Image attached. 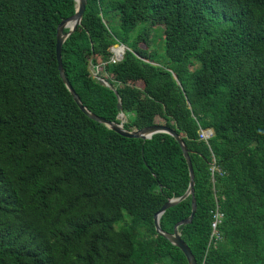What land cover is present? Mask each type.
Masks as SVG:
<instances>
[{
	"label": "trees",
	"instance_id": "1",
	"mask_svg": "<svg viewBox=\"0 0 264 264\" xmlns=\"http://www.w3.org/2000/svg\"><path fill=\"white\" fill-rule=\"evenodd\" d=\"M75 10V0H0V264H189L154 222L189 187L181 144L167 132L124 136L78 105L56 48ZM156 24L172 65L150 49ZM91 59L118 93L91 75ZM62 61L92 112L119 122L121 98L126 128L182 134L198 207L180 228L199 264H264V0H88ZM191 212L192 195L162 228Z\"/></svg>",
	"mask_w": 264,
	"mask_h": 264
},
{
	"label": "water",
	"instance_id": "2",
	"mask_svg": "<svg viewBox=\"0 0 264 264\" xmlns=\"http://www.w3.org/2000/svg\"><path fill=\"white\" fill-rule=\"evenodd\" d=\"M76 1V10L73 15L70 17H67L61 21V23L58 26V31H57V58H58V63H59V70L61 77L63 78L65 84L71 91L74 99L78 103V105L83 109V111L88 114L91 118L102 122L106 124L109 128L119 132L120 134L128 137H140L143 139H148L151 138L154 134L158 132H167L171 135H173L181 144V147L183 149L184 155L187 159L189 170H190V184L186 192L180 196H174L170 197L166 203L163 204V206L155 213L154 215V222L156 225L157 231L168 238L173 244L176 246L180 247L183 252L185 253L189 264H199L197 261L194 253L192 252V249L190 248L189 244L185 241V239L182 237V229L180 228L183 224L189 223L193 220L194 215L197 211V198L195 194V171H194V166H193V161L190 155V150L186 144V141L182 134L178 133L176 129L170 127L169 125L162 124V123H154L142 128H132L128 129L124 126V123L127 121V115L123 111V106H122V100L119 98L118 102V107L120 109V112L118 114V118L120 121H114V120H109L103 116L97 115L96 113L92 112L88 107H86L80 97V95L76 92L74 87L72 86L71 82L69 81V78L65 72L64 66H63V61H62V46L67 37L78 27V25L82 24V20L84 17V12L86 9V5L88 0H75ZM65 28H69L68 32H65ZM122 47L123 52H125L126 45L125 44H116L114 46V54L116 56L120 55L117 52V48ZM120 57V56H118ZM88 69L91 73L92 76L96 77L101 83L110 86L112 89L118 93L115 85L111 83L109 80H107L105 77H102L98 74V70L94 67L92 63V59L88 63ZM192 195V212L191 214L178 221L175 226L173 232L166 231L162 228L161 226V216L162 214L170 207L178 204L179 202L183 201L186 199L188 196Z\"/></svg>",
	"mask_w": 264,
	"mask_h": 264
},
{
	"label": "rangeland",
	"instance_id": "3",
	"mask_svg": "<svg viewBox=\"0 0 264 264\" xmlns=\"http://www.w3.org/2000/svg\"><path fill=\"white\" fill-rule=\"evenodd\" d=\"M110 19L112 26L116 29L118 28V18L112 12L110 14ZM149 23L141 22L137 25L132 33L133 37H136L138 32L142 30L143 27H146ZM151 30V42H150V49L157 52V58L161 64L164 65H172L173 62L168 57L166 52V39H165V26L163 24H156L155 26L150 27ZM142 83L136 84V88H141Z\"/></svg>",
	"mask_w": 264,
	"mask_h": 264
},
{
	"label": "built area",
	"instance_id": "4",
	"mask_svg": "<svg viewBox=\"0 0 264 264\" xmlns=\"http://www.w3.org/2000/svg\"><path fill=\"white\" fill-rule=\"evenodd\" d=\"M123 54H124V52H123ZM123 54L118 55L120 57H118L114 54L112 57V60L113 61L120 60L122 58ZM213 134H214V132L212 129H201L200 130V137H201V139H204L205 141H209L210 137H212ZM211 169H212V174H213L212 181L214 182L215 181V171H217V170L221 171V167H219V165H217L215 157H214V162L212 164ZM221 216H222V213L218 209H216V212L214 214V221L212 222L213 230H212V234H211V239H213V240H214V238H220L221 237V234L218 231V222H219Z\"/></svg>",
	"mask_w": 264,
	"mask_h": 264
},
{
	"label": "bare ground",
	"instance_id": "5",
	"mask_svg": "<svg viewBox=\"0 0 264 264\" xmlns=\"http://www.w3.org/2000/svg\"><path fill=\"white\" fill-rule=\"evenodd\" d=\"M117 52H118L119 54H123V48H122V47H118V48H117Z\"/></svg>",
	"mask_w": 264,
	"mask_h": 264
},
{
	"label": "clouds",
	"instance_id": "6",
	"mask_svg": "<svg viewBox=\"0 0 264 264\" xmlns=\"http://www.w3.org/2000/svg\"><path fill=\"white\" fill-rule=\"evenodd\" d=\"M202 129H204V128H202ZM207 129H211V128H207ZM201 130V129H200ZM214 132V131H213Z\"/></svg>",
	"mask_w": 264,
	"mask_h": 264
}]
</instances>
